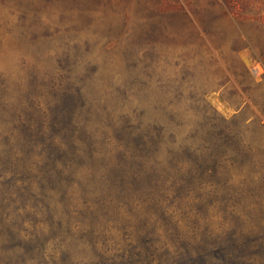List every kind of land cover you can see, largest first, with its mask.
<instances>
[{"label": "rangeland", "instance_id": "1", "mask_svg": "<svg viewBox=\"0 0 264 264\" xmlns=\"http://www.w3.org/2000/svg\"><path fill=\"white\" fill-rule=\"evenodd\" d=\"M0 264H264V0H0Z\"/></svg>", "mask_w": 264, "mask_h": 264}]
</instances>
